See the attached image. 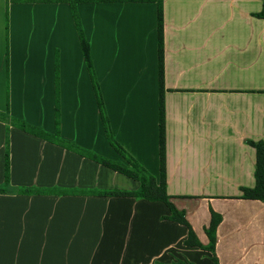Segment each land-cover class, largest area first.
I'll return each instance as SVG.
<instances>
[{"label": "crops", "instance_id": "0c3cea01", "mask_svg": "<svg viewBox=\"0 0 264 264\" xmlns=\"http://www.w3.org/2000/svg\"><path fill=\"white\" fill-rule=\"evenodd\" d=\"M263 0H163L167 194L218 264H264ZM112 138L160 182L158 2L0 0V264H215L140 183ZM26 127V129L24 128ZM9 184L5 185L6 139Z\"/></svg>", "mask_w": 264, "mask_h": 264}, {"label": "trees", "instance_id": "16d2710c", "mask_svg": "<svg viewBox=\"0 0 264 264\" xmlns=\"http://www.w3.org/2000/svg\"><path fill=\"white\" fill-rule=\"evenodd\" d=\"M63 1V0H60ZM87 1V0H84ZM91 1V0H90ZM101 1V0H92ZM131 1H155V0H131ZM158 2V55H159V73H160V102H159V134H160V182L157 183L156 178L152 176L140 163H138L132 156H130L111 136L109 129V121L106 114L105 105L100 92L99 84L95 79L93 64L90 57L89 45L84 37L80 20L77 13L73 10V15L76 23V27L79 33V37L84 52V57L88 69L92 77V83L96 99L99 106L100 116L108 135V140L114 150L123 158V162H114L112 160L94 157L93 159L114 171H117L131 179H134L140 183V187L137 191H114L109 192L110 195L122 196V197H133L138 200H148L151 202H163L172 211L170 220L185 225L189 230L188 240L185 242L186 245L196 246L203 250L209 251L213 254V261L218 264L215 254L216 246V230L220 224L222 218L220 215L212 214V223L210 228L207 230V235L210 239L208 246H203L197 240L192 228L185 219L184 213L177 211L172 203V197L167 194L166 189V172H165V102H164V19H163V0H157ZM257 18L264 20V0L263 8L260 13L254 15ZM26 129V127H24ZM248 144L255 148L257 154L255 179L256 185L253 189H243V197L245 199H254L264 202V142H253L248 141ZM9 139H6V167H5V185L9 184ZM5 192V189L0 187V193ZM179 264H186L179 262Z\"/></svg>", "mask_w": 264, "mask_h": 264}]
</instances>
